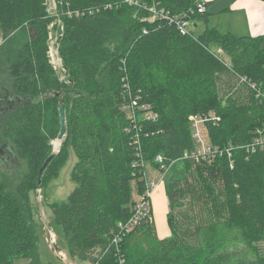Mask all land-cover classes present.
Here are the masks:
<instances>
[{
    "label": "trees",
    "instance_id": "16d2710c",
    "mask_svg": "<svg viewBox=\"0 0 264 264\" xmlns=\"http://www.w3.org/2000/svg\"><path fill=\"white\" fill-rule=\"evenodd\" d=\"M56 1L62 5L57 47L65 82L48 58L54 15L47 0H0L9 61L0 71V147L15 155L2 160L11 169L0 173V264L21 258L41 263L31 195L58 176L66 142L78 157L77 186L65 204L51 209L73 259L264 264V149L256 145L258 132L264 135V37L207 27L194 40L166 20L150 23L152 4L182 14L201 0ZM65 5L85 13L69 17ZM191 18L207 24L208 11ZM133 99L156 113L150 122L138 109L139 133L127 110ZM61 105L67 136L39 184L60 132ZM208 113L221 118L208 124L210 142L232 144L231 158L191 157L190 117ZM158 155L170 165L164 181L171 235L158 236L151 210L116 244L121 223L133 214L135 190H145L142 161L153 166ZM18 160L21 171L15 170Z\"/></svg>",
    "mask_w": 264,
    "mask_h": 264
},
{
    "label": "rangeland",
    "instance_id": "374dc122",
    "mask_svg": "<svg viewBox=\"0 0 264 264\" xmlns=\"http://www.w3.org/2000/svg\"><path fill=\"white\" fill-rule=\"evenodd\" d=\"M51 1H53L54 7H55V4L57 6L56 1L54 0H51ZM55 20L56 18L54 17V19L50 22V24ZM224 23H225V17H215L211 21V23L208 25V27H212V26L218 27L219 26V29L225 31L226 27L224 26ZM50 24L48 25V30H49ZM201 24L202 23H199V27L195 29L196 34L202 32L205 29L204 28L205 25L201 26ZM47 37H48L47 39L49 42V35ZM54 41L56 43L59 42L58 39L57 40L55 39ZM48 58H49V62L51 66L53 67L54 64L51 63L52 60L50 59V57ZM60 60L61 61H55L57 64H59V66L54 65V67H57V68L53 67V69H55L56 72L58 73L60 81L65 82V81H68L66 75L61 72H58V71H66L61 57H60ZM8 67H9V61H8L5 48H4V33L0 29V71L1 72L5 71L6 69H8ZM126 70L127 71L129 70V72H131L133 70L132 64H130V66L126 68ZM127 71H126V74L128 73ZM139 121L140 120H137V122ZM54 141L56 140H53L51 142L52 150L55 149ZM62 144L61 146L58 147L59 148L57 150L58 153L61 152ZM66 144L67 142L65 143L64 150H63V152L66 153L65 162L63 166L60 168L58 176L52 179L48 183L45 189L43 190L37 189L31 195L32 202H33L34 209H35V218L38 222L39 253H40V258H41L40 264H73V263L88 264L86 262L78 261L72 258L69 252L68 243H67V239H66L63 227L58 225L55 222L52 209H51L52 206L65 204L68 200V197L70 196V194L73 192V190L77 186V182L75 181L73 174H74L75 167L78 163V157H77L76 151L70 146V143H68L67 145ZM11 152L13 155L14 152L11 148H9V146L0 148V173L1 174L7 172L8 168L11 169L9 166H5L2 161L3 160L2 156L5 155V157H9L11 155ZM14 156L15 155H13V157ZM18 162L19 164L16 165L15 170L21 171L23 169V166L20 165V160H18ZM157 167L158 165L156 161H155V164H153V166L145 162L147 178L150 181H153L156 185L160 183L159 185L160 187L156 190L154 197L152 198V204H153V207L155 206V210H156V211L153 210L152 217L154 215L153 219L155 220L156 219L155 215L157 216L155 227L158 226L159 230H157L158 231L157 233L161 237L162 233L160 230V226L163 225L166 228L165 215H166V210L168 209V206H166V195H165V187H164L165 174L162 171H160ZM137 193L138 192L135 190V193H134L135 201L137 200V195H138ZM160 194L162 197L161 201H159L158 199V196ZM159 202L161 205L160 209H158ZM45 227L50 228V230L53 232L54 237L51 238L50 233L47 231V228ZM167 232H168V236H170L171 231L169 232V230L167 229ZM13 264H29V260L23 259V258L16 259L13 262Z\"/></svg>",
    "mask_w": 264,
    "mask_h": 264
},
{
    "label": "built area",
    "instance_id": "2783aa9c",
    "mask_svg": "<svg viewBox=\"0 0 264 264\" xmlns=\"http://www.w3.org/2000/svg\"><path fill=\"white\" fill-rule=\"evenodd\" d=\"M56 1V0H54ZM130 4H137V2H134L133 0H128ZM57 6L55 4V7L53 5V1L47 0V6H48V12L54 15L56 18L55 21H53L49 26V57L52 60L51 63H53L55 66H59L55 61H61L59 56V51L57 47V43L54 41L55 39H59L62 35V32L64 31V24L63 21L58 13V9L60 10L61 4H59L57 1ZM158 4H152L148 7V12L150 13V20L151 22H155L158 19L166 20L167 23L170 26H173L177 32L183 36L188 37L191 39H197V35L195 33V22L192 20L191 15L194 13L199 14H205L207 12V5L204 2V0H201L196 5L195 9H191L189 12H185L182 14H174L170 11H166L162 8L158 7ZM54 7V8H53ZM65 12L69 17L80 16L83 15L85 12L77 9V10H70L68 8V5L64 6ZM149 31L147 29L144 30V34H147ZM50 60V61H51ZM125 64V61H123ZM52 64V65H53ZM53 65V67H54ZM57 68V67H54ZM63 73L64 71H58ZM140 108V111L144 109V114H142L145 119H147L150 122L155 121L156 119V113L153 112V110H150V107L148 105L142 106L138 99H133L131 103L129 104L127 110L129 111L130 117L133 119V122L135 123L136 130H141L137 125V120L140 118V115H138V109ZM221 118L216 115L215 113H208V114H198L193 115L190 117V124H191V132H192V139L195 145V149L192 151L191 157L196 159L197 161H213V159L217 158L218 156H229L231 158L232 156V150L234 147L232 144H229L226 147H218L214 146L209 139L208 136V124L210 122L218 123L220 122ZM137 133V139L139 138ZM260 137L256 139V145L259 146L260 149H264V135H262V131H259ZM137 141V140H136ZM158 169L162 171L165 176L167 172L169 171L170 165L165 161L164 157L162 155H158L155 159ZM142 165L145 167V162L142 161ZM232 165V163H231ZM145 190L143 193H139L137 195V200L135 201V204L133 206V214L128 219V221L121 223L120 225V232L118 236L115 239L116 244H119L123 237L135 229L137 226H139L144 219H146L148 216L151 215L152 210V198L154 191L157 188V185L150 181L147 178V173L145 171ZM47 228V227H45ZM47 231L50 233L51 238L53 236V232L50 230V228H47ZM65 258V257H64ZM75 264V263H73ZM119 264H125L123 259H119Z\"/></svg>",
    "mask_w": 264,
    "mask_h": 264
},
{
    "label": "crops",
    "instance_id": "0c3cea01",
    "mask_svg": "<svg viewBox=\"0 0 264 264\" xmlns=\"http://www.w3.org/2000/svg\"><path fill=\"white\" fill-rule=\"evenodd\" d=\"M204 2L207 5V11L209 15L207 24H205V22H201L202 23L201 26L205 25L204 26L205 29L208 27V25L215 17H225V23H224V26L226 27L225 31L219 29V26L218 27L212 26L208 28H215L220 30V32L222 33H231L232 35L237 37H242V36L264 37V0H204ZM195 26L196 28H198L199 24H195ZM198 34L196 35L198 36ZM263 48H264V43H263ZM159 185L160 183L157 185L156 190L160 187ZM164 187H165V183H164ZM156 190L154 191V194ZM165 195H166V191H165ZM158 199L159 201H161L162 199L161 194L158 196ZM158 204H159L158 209H160L161 206L160 202ZM166 206H168V209L166 210V215H165L166 217L165 226L170 232V228L167 222V214L169 211V201L167 195H166ZM153 210H155V206L153 207L152 204V214H153ZM155 218H156L155 220L153 219L154 224L157 221L156 215ZM166 228L163 225L160 226V230L162 233L161 237L158 235L160 238L169 237ZM157 230H159L158 226L156 227V231Z\"/></svg>",
    "mask_w": 264,
    "mask_h": 264
},
{
    "label": "water",
    "instance_id": "95a60500",
    "mask_svg": "<svg viewBox=\"0 0 264 264\" xmlns=\"http://www.w3.org/2000/svg\"><path fill=\"white\" fill-rule=\"evenodd\" d=\"M59 116H60L61 128H60V132H59V134L57 136L56 141H59L62 144L63 141L66 138L67 130H68L66 109H65L64 105H61L60 108H59ZM57 153H58V151L54 149L53 153L46 159V161L44 162L43 166L41 167L40 172H39V179H38L39 184L41 183V178H42L44 172L46 171L48 166L51 164V162L53 161V159L55 158Z\"/></svg>",
    "mask_w": 264,
    "mask_h": 264
},
{
    "label": "bare ground",
    "instance_id": "6f19581e",
    "mask_svg": "<svg viewBox=\"0 0 264 264\" xmlns=\"http://www.w3.org/2000/svg\"><path fill=\"white\" fill-rule=\"evenodd\" d=\"M194 16V15H193ZM135 124V123H134ZM61 145V142L56 141L55 142V150H58V147Z\"/></svg>",
    "mask_w": 264,
    "mask_h": 264
},
{
    "label": "flooded vegetation",
    "instance_id": "af4514ba",
    "mask_svg": "<svg viewBox=\"0 0 264 264\" xmlns=\"http://www.w3.org/2000/svg\"><path fill=\"white\" fill-rule=\"evenodd\" d=\"M0 148H2V147H0ZM6 157H5V155L4 156H2V159H5Z\"/></svg>",
    "mask_w": 264,
    "mask_h": 264
}]
</instances>
